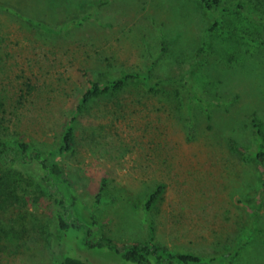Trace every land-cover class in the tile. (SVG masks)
<instances>
[{"label": "rangeland", "instance_id": "rangeland-1", "mask_svg": "<svg viewBox=\"0 0 264 264\" xmlns=\"http://www.w3.org/2000/svg\"><path fill=\"white\" fill-rule=\"evenodd\" d=\"M223 6L215 14L201 0H0L3 135L56 146L86 78L146 69L163 35L175 55L163 56L156 74L197 61L189 80L198 93L130 85L120 100L101 98L77 115L75 148L60 160L88 207L69 202V219L78 216L85 229L59 230L48 196L35 203L32 187L20 181L15 190L18 170L0 165L13 175L0 181V264H60L66 255L137 264L83 238L144 242L150 225L156 241L203 256L187 264H264V0ZM84 14L83 25L59 32L28 20L60 28ZM19 171L48 185L37 162Z\"/></svg>", "mask_w": 264, "mask_h": 264}, {"label": "trees", "instance_id": "trees-1", "mask_svg": "<svg viewBox=\"0 0 264 264\" xmlns=\"http://www.w3.org/2000/svg\"><path fill=\"white\" fill-rule=\"evenodd\" d=\"M224 0H201L202 5L208 9L209 12L219 13L225 10L223 6ZM89 15H82L79 17L72 18L67 23L62 25L60 28H56L53 25L42 23L40 21H34V19L28 18L29 21L44 25L50 32H59L63 30H69L76 26H81L86 22ZM212 30L208 28V33ZM207 33V34H208ZM162 49L155 55L151 56L150 63L146 69H130L121 72V74L110 75L105 79H91L86 78L83 90L78 99L76 107L71 112V119L67 122L62 136L56 146L49 145L40 148L34 138L24 136H6L3 135L0 128V165H8L10 169L17 171V178L13 182L15 190L19 188V183L22 181L23 187H32L33 201L36 203L39 199L44 196H48L49 201L55 205V215L57 218L58 229L65 230L68 234L69 229L75 226L79 229H85V225L81 223L78 216L71 221L70 214L72 204L81 202L82 206L87 207V203H84L75 191L71 178L67 175L66 169L63 166L60 156L66 153L72 152L75 148L76 141V129L74 120L77 115L89 108L94 102L104 97L117 98L120 100V93L124 91L130 85H143L151 93H158L160 87L164 85H177L180 84L187 90L190 99H194L198 95L197 91L190 83V73L196 66L197 61H193L190 67H183L180 73L170 74L168 76H158L156 74V68L161 62V58L166 55L173 57L175 54H171L169 48L170 43L167 36H162ZM152 51V50H151ZM202 51V48L199 52ZM118 102V101H117ZM260 161L264 159V152L261 151L257 154ZM30 162H37L43 169V179L48 182L45 186L42 182H36L34 179L26 177L23 171H19L25 164ZM3 171L0 174V181L6 182L13 178L12 173ZM28 176V175H27ZM34 178V177H33ZM107 178L103 179L101 187L98 191L99 202L105 193L107 186ZM26 186V187H25ZM164 184L160 183L151 192L150 197L147 201V208L151 210L154 205L159 201L164 191ZM26 191H29L26 189ZM70 202V203H69ZM88 208V207H87ZM79 212L80 209H78ZM78 215V213H77ZM80 216V215H79ZM97 230V227L94 226ZM150 231L152 232L150 238L146 241L137 240L132 242L121 243L116 242L112 238H107L106 235H100L98 238L93 237L92 239L83 238L84 246L96 249V247H110L116 252H123L126 258L137 264H152L155 261L157 264H187L191 261L202 260L201 255H195L189 252H182L174 250L168 244L162 241H156L154 237L155 229L153 225H150ZM83 232V231H82ZM92 228H88L89 236L93 234ZM214 258H210L207 264H212ZM60 264H92L91 260L86 256H75L66 255Z\"/></svg>", "mask_w": 264, "mask_h": 264}]
</instances>
